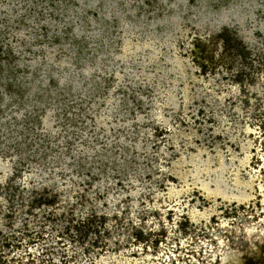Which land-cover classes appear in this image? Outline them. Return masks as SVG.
<instances>
[{
	"label": "rangeland",
	"instance_id": "rangeland-1",
	"mask_svg": "<svg viewBox=\"0 0 264 264\" xmlns=\"http://www.w3.org/2000/svg\"><path fill=\"white\" fill-rule=\"evenodd\" d=\"M0 264H264V0H0Z\"/></svg>",
	"mask_w": 264,
	"mask_h": 264
},
{
	"label": "clouds",
	"instance_id": "clouds-1",
	"mask_svg": "<svg viewBox=\"0 0 264 264\" xmlns=\"http://www.w3.org/2000/svg\"><path fill=\"white\" fill-rule=\"evenodd\" d=\"M254 231H256L255 228H249V229H248V232H249V233L254 232Z\"/></svg>",
	"mask_w": 264,
	"mask_h": 264
}]
</instances>
